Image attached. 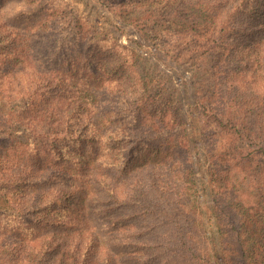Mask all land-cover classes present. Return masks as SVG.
<instances>
[{
    "label": "trees",
    "instance_id": "obj_1",
    "mask_svg": "<svg viewBox=\"0 0 264 264\" xmlns=\"http://www.w3.org/2000/svg\"><path fill=\"white\" fill-rule=\"evenodd\" d=\"M42 1L0 2L1 29L14 38L5 40L6 47L0 53V101L21 102L18 110L0 119V130L13 132L16 125L32 129L31 134H38L31 139L35 157L61 138L75 139L68 137V129L60 130L62 117L73 106L69 88L63 84V78L71 77L65 75L71 70L54 65L55 48L69 66H74L76 60L88 62L90 55L82 48L97 43L79 36L70 38L73 45L55 46L57 23L49 18L56 10L45 7ZM258 35L251 61L256 71H247L240 82L236 80L242 75L240 66L219 61L212 92L202 98L205 121L200 141L209 157L212 214L223 264H264V29ZM105 70L99 63L92 77L83 82L95 107L93 124L111 130L110 134L117 127L114 140L146 142L144 151L150 153L137 155L132 150L122 163L115 157L103 161L105 158L94 148L104 135L78 136L75 140L83 146L75 154L84 160L75 163L80 168L75 175L79 174L73 179L74 175L59 169L48 178H59L66 195L72 198L70 205L69 200L62 203V211L70 219L67 215L59 218L57 213L53 223H36L37 227L50 224L51 229H64L62 235L57 239L32 232L28 239L21 222L10 228L0 221V264H210L208 238L196 211L188 139L182 130L177 134L165 130L168 123L177 124L168 110L147 109L142 101L146 85L137 71L132 69L134 78L129 85V76L114 80ZM104 83L110 91L102 87ZM130 87L134 89L130 91ZM113 97L124 102L120 116L133 108L148 118L136 119L127 128L118 111L114 113L118 109H111ZM21 143L12 140L10 146ZM8 150L0 149L2 179ZM136 156L143 161L141 165L134 160ZM19 160L15 167L22 162L30 167V161ZM35 168L43 174L51 171L43 165ZM76 181L81 183L74 186ZM17 198L20 212L32 216V195L21 193ZM55 210L60 213L59 208Z\"/></svg>",
    "mask_w": 264,
    "mask_h": 264
},
{
    "label": "rangeland",
    "instance_id": "obj_2",
    "mask_svg": "<svg viewBox=\"0 0 264 264\" xmlns=\"http://www.w3.org/2000/svg\"><path fill=\"white\" fill-rule=\"evenodd\" d=\"M41 4L56 10L55 15L49 18L55 19L57 23L55 46L67 43L73 45L70 38L79 36L85 41L97 42L94 46L82 48L90 55L88 62L76 60L74 66H69L66 57L55 48L57 56L54 65L71 70L65 74L71 77L62 78L71 93L73 106L66 117H62L64 124L60 130L68 129L71 135L68 137L75 139L80 135L92 137L103 134L104 138L94 148L105 158L103 161L115 157L122 163L128 159L132 150L138 152L137 155L149 154L144 151L146 144L143 143L146 142L125 144L114 140L113 133L117 127L112 134L111 130L95 127L92 96L86 83H83L92 77L99 63L114 80L119 79V76L122 79L129 76V85L134 78L132 69L137 71L142 83L146 85V97L142 101L146 103L147 109L168 110L177 124L168 123L165 130L172 134L182 130L188 139L193 162L196 211L208 238L210 264H223L219 232L212 214L213 182L207 170L209 157L203 151L200 141L205 121L202 98L212 92L219 61H232L231 65L240 66L242 75L236 77L240 82L244 81L247 71H256L251 61L258 32L264 29V0H43ZM65 37L67 39L61 41ZM11 39L14 38L0 26V53L6 47L5 40ZM258 85H261V80ZM102 87L110 91L107 83ZM133 89L130 87V91ZM109 104L111 109H118L114 113L118 111L117 116L128 124L127 128L136 119L145 121L148 118L133 108H127V115L120 116L119 109L123 108L124 102L118 97L111 98ZM20 106V101L1 100L0 119L5 118L4 114L9 115V112L18 110ZM16 127L13 132L0 130V149H9L5 154L7 162L3 167L4 179L0 178V221L2 226L10 228L17 227V222H21L28 239L32 232L40 236L48 233L49 237L58 239L64 229H51L50 224L37 227L36 223H53L57 213L59 218L67 215L70 219L69 214L62 211V203L69 200L70 205L72 198L66 195L67 190L59 183L62 182L59 178H48L62 169L74 175V179L79 174L75 175L76 170L80 169L75 163L84 162L75 153L83 144L75 139L61 138L57 145L51 147L48 144L42 148L41 155L35 157L31 139L38 134H31L32 129L25 125ZM16 139L22 143L11 147L12 140ZM84 149L88 150L87 147ZM19 157L30 161V167L25 162L15 167L16 161H20ZM137 157L134 160L137 161ZM138 161V165L143 162L140 158ZM37 165L49 167L51 171L43 174L35 168ZM79 183L76 181L73 184L75 186ZM21 193L32 195V216H25L19 210L21 204L17 196ZM56 198L58 200L54 201ZM50 204L55 206L50 207ZM35 207L42 210L37 211ZM45 207L50 209L44 211ZM55 208H59L60 213L58 210L53 211Z\"/></svg>",
    "mask_w": 264,
    "mask_h": 264
}]
</instances>
